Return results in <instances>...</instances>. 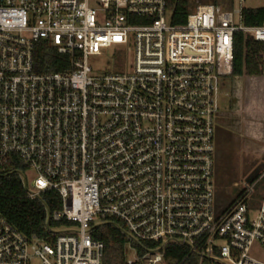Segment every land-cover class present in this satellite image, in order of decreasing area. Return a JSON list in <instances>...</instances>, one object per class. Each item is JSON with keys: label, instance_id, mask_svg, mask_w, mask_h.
I'll use <instances>...</instances> for the list:
<instances>
[{"label": "built area", "instance_id": "2783aa9c", "mask_svg": "<svg viewBox=\"0 0 264 264\" xmlns=\"http://www.w3.org/2000/svg\"><path fill=\"white\" fill-rule=\"evenodd\" d=\"M186 1L173 23L170 0H0V180L61 197L43 238L0 213V264H103L93 235L107 223L124 264H171L178 250L176 264H264V167L226 203L216 173L234 37L264 41V25L244 24L248 0ZM38 43L67 67L38 72ZM108 51L95 71L89 58ZM260 120L264 159V97Z\"/></svg>", "mask_w": 264, "mask_h": 264}, {"label": "trees", "instance_id": "16d2710c", "mask_svg": "<svg viewBox=\"0 0 264 264\" xmlns=\"http://www.w3.org/2000/svg\"><path fill=\"white\" fill-rule=\"evenodd\" d=\"M174 10L173 23H184L187 16L186 0H170ZM243 22L246 26L264 25V7H246L243 10ZM36 70L42 73L62 71L67 67V56L59 55L54 48L43 43L35 47ZM264 76V41H257L243 32H237L234 37L233 77H263ZM20 169H25L22 164ZM61 208V197L55 190H47L40 199H30L18 176L0 180V213L15 227L27 236L47 235L48 212ZM94 238L105 245L103 264H124L125 237L112 223L97 228ZM172 250V248H171ZM175 251V249H174ZM167 254L166 259L176 264L181 257ZM170 253V249H169ZM185 264H195L191 258Z\"/></svg>", "mask_w": 264, "mask_h": 264}, {"label": "rangeland", "instance_id": "374dc122", "mask_svg": "<svg viewBox=\"0 0 264 264\" xmlns=\"http://www.w3.org/2000/svg\"><path fill=\"white\" fill-rule=\"evenodd\" d=\"M219 3L224 0H217ZM247 7H264V0H248ZM110 51L104 56H92L89 63L95 71L103 72L111 67ZM249 86L252 88L247 89ZM224 92L219 99V107L222 112L228 111L231 107V97L233 101L231 113L222 116L218 129L222 127L221 133L217 129V186L218 199L221 202H229L232 196L237 195L241 185L233 183H243L256 178L264 167L262 156V133L263 126L262 105L264 97V79L250 78L244 80L243 90L239 88L236 92L240 98L237 101L233 98L231 78L227 79ZM240 84V82H237ZM234 85V83H233ZM238 86V85H237ZM236 87V85H235ZM250 89L252 91H250ZM241 96V97H240ZM246 103V104H245ZM28 181L34 176L33 172H26ZM264 180H261L255 187V196L259 199L262 195ZM132 257V253L128 254Z\"/></svg>", "mask_w": 264, "mask_h": 264}, {"label": "crops", "instance_id": "0c3cea01", "mask_svg": "<svg viewBox=\"0 0 264 264\" xmlns=\"http://www.w3.org/2000/svg\"><path fill=\"white\" fill-rule=\"evenodd\" d=\"M250 78H261V79H264L263 77H240V79H238L236 82H234V86H232V96H233V98L234 99H236L237 101H241V100H239L240 98L238 97V95L236 94V92H237V90H238V88H239V90H240V92L243 90V88L242 87H244L243 85H244V80L246 79H250ZM237 82H240V84L239 83H237ZM231 85H232V82H231ZM235 85H236V87H235ZM238 85V86H237ZM245 87H247V89H248V87L249 88H252V87H250L249 86V81H248V86H245ZM253 89V88H252ZM249 90V89H248ZM250 91H252L251 89H250ZM241 97V96H240ZM233 101H232V97H231V107H230V109L228 110V111H224L223 112V115L222 116H224V115H226L227 113H231V110L232 111H235L233 108H232V106H233ZM246 104V103H245ZM222 118V117H221ZM221 129H222V127H220V129H218L219 130V133H221Z\"/></svg>", "mask_w": 264, "mask_h": 264}]
</instances>
